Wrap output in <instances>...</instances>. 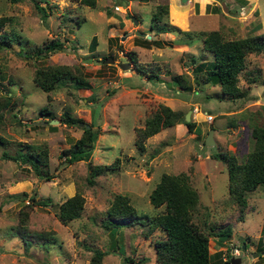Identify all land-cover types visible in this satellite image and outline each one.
Wrapping results in <instances>:
<instances>
[{
  "label": "rangeland",
  "instance_id": "rangeland-1",
  "mask_svg": "<svg viewBox=\"0 0 264 264\" xmlns=\"http://www.w3.org/2000/svg\"><path fill=\"white\" fill-rule=\"evenodd\" d=\"M165 4L166 12L160 10ZM154 13H161L160 21L152 19ZM0 15L9 17L2 30L12 36L10 47L0 50V264H88L94 247L108 252L102 264H156L154 241L165 237L163 230L145 237L140 224H125L128 219L113 230L105 229L102 220L116 193L127 194L138 214L159 212L162 207H155L149 195L163 172L187 173L197 190L193 220L209 235L214 264L233 255L241 257V264H264V184L248 193L241 214L229 197L226 164L213 157L228 150L244 160L253 147L252 127L264 128V49L248 53L239 73L246 96L226 99L218 83L195 73L194 66L213 54L191 35L210 29H220L225 38L264 32V0H94V5L0 0ZM158 24L172 30L156 32ZM52 38L63 40V48L38 55L35 47ZM50 64L79 65L88 86L66 79L44 91L33 74L35 67ZM176 74L189 89L172 79ZM160 103L189 111L194 130L182 122L164 127L140 150L136 128ZM65 110L81 121L63 123ZM84 123L98 130L91 156L68 162L64 150L81 136ZM211 128L214 142L208 146L204 140ZM28 143L47 147L49 180L10 156ZM116 158L117 164L105 167ZM99 165V173L91 176ZM77 191L84 196L82 213L64 223L57 216L58 203ZM33 194L50 203L29 208L24 221L32 241L27 245L18 228ZM225 226L231 233L224 241L210 234ZM42 233L52 240L43 243L36 236Z\"/></svg>",
  "mask_w": 264,
  "mask_h": 264
},
{
  "label": "trees",
  "instance_id": "trees-1",
  "mask_svg": "<svg viewBox=\"0 0 264 264\" xmlns=\"http://www.w3.org/2000/svg\"><path fill=\"white\" fill-rule=\"evenodd\" d=\"M17 2L20 0H11ZM84 3L94 5V0H82ZM36 7L46 16L45 9L36 3ZM167 11V5H161L160 10ZM161 13L152 14V19L160 21ZM10 19L6 15H0V50L10 47L12 36L3 31L2 28ZM155 24L150 23V29ZM156 32L171 31V27L158 24ZM173 27V26H172ZM193 38H201L202 45L206 50L213 54L212 60H203L194 66L195 73H200L203 81L218 83L221 88V95L226 99L243 98L248 93L247 88H241L238 85L239 73L246 66V56L250 52H260L264 49V32L241 36L237 38H225L220 29H210L204 32H196L190 35ZM147 40L148 38H144ZM150 40V38L148 39ZM156 43L161 42L157 39ZM63 40L52 38L44 45L36 46L38 55L48 54L63 48ZM134 57V55H133ZM70 79L77 86H88L86 76L83 74L79 65L69 64H50L45 67H35L33 80L44 91H51ZM182 89H189L187 80L176 74L172 78ZM254 80L256 78H253ZM199 82V81H197ZM43 113L49 112V108L42 107ZM185 114L181 110H176L170 106L160 103L159 107L144 121L142 127L136 128L135 144L140 150H144L147 137L153 135L164 127L178 123L187 125L188 130L193 131L195 122L185 121ZM49 121V120H45ZM81 121L80 117L74 116L69 110H65L62 122L65 124H74ZM86 123H84L85 126ZM214 128V127H212ZM254 137L253 147L246 153L244 160H239L238 156L228 150H219L213 152V157L225 162L228 173V192L230 199L235 202L243 213L247 205L248 193L259 185L264 184V128L254 125L251 130ZM98 130L93 127H84L82 134L73 145L64 150L63 155H67L68 162L80 159H88L91 156L94 142L97 138ZM25 149H18L14 155H10L14 160L21 163H27L28 169L33 170L38 176L47 180L51 175L47 172L48 149L45 145L24 144ZM9 155V154H4ZM119 158H116L113 164L105 167L114 166ZM104 166L102 167V169ZM101 166H95L91 170V176L99 173ZM26 195V194H24ZM33 194L22 210L21 223L18 232L21 234L25 243L29 245L32 237L25 225V219L29 208L33 204L47 205L49 198L35 199ZM150 202L155 207H162L154 215L138 214L134 205L130 202L127 194L116 193L110 205L107 208L106 217L102 220V226L105 229L113 230L122 225V220L128 219L125 224L138 223L142 228V233L146 237L156 228L165 232V237L157 238L154 241L156 264H214L215 255L209 251L208 233L193 220L194 211L197 209L199 195L197 190L191 185L189 176L185 172L168 173L163 172L156 182L149 195ZM84 207V196L77 191L71 196L66 197L58 203L57 216L60 221L66 223L79 217ZM231 233L230 226L214 231L210 234L218 236V240L224 241ZM42 239L43 243H49L52 238L44 233L36 235ZM40 241V240H38ZM115 251V249H112ZM108 253L107 250L94 247L88 264H102L103 256ZM126 261H130L125 256ZM220 264H230V257L220 260Z\"/></svg>",
  "mask_w": 264,
  "mask_h": 264
},
{
  "label": "water",
  "instance_id": "water-1",
  "mask_svg": "<svg viewBox=\"0 0 264 264\" xmlns=\"http://www.w3.org/2000/svg\"><path fill=\"white\" fill-rule=\"evenodd\" d=\"M135 33L138 34V35H143V34H145L144 32H141V31H139L138 29L135 30ZM147 37L150 38L151 35L148 34ZM110 60H111V59H110ZM111 61H112V60H111ZM119 65H120L121 67L125 68V67L129 66V62H119ZM184 120H185V121H189V120H190V112H189V111H187V112L185 113ZM55 121H56L55 119H52V120H51V122H55ZM36 122H37L38 124H43V123H46L47 121H45V120H38V121H36ZM80 124H83V122H80ZM85 126L88 128V127H89V123H86ZM212 133H213V129L211 128V129H209V131H208V133H207V135H206V137H205V140H204V143H205L206 145H208V146H212V144H213V142H214L213 137H212ZM243 247H244V245H243ZM230 264H241V257H240V256H234V255H233V256L230 258Z\"/></svg>",
  "mask_w": 264,
  "mask_h": 264
},
{
  "label": "built area",
  "instance_id": "built-area-1",
  "mask_svg": "<svg viewBox=\"0 0 264 264\" xmlns=\"http://www.w3.org/2000/svg\"><path fill=\"white\" fill-rule=\"evenodd\" d=\"M207 119H208V121H211L213 119V115L212 114H208L207 115Z\"/></svg>",
  "mask_w": 264,
  "mask_h": 264
}]
</instances>
